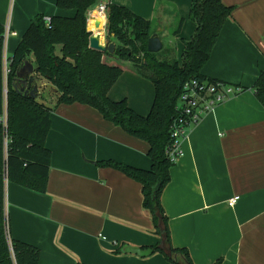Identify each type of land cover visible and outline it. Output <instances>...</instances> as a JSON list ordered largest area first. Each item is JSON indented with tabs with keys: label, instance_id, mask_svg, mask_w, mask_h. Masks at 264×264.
I'll list each match as a JSON object with an SVG mask.
<instances>
[{
	"label": "crops",
	"instance_id": "crops-1",
	"mask_svg": "<svg viewBox=\"0 0 264 264\" xmlns=\"http://www.w3.org/2000/svg\"><path fill=\"white\" fill-rule=\"evenodd\" d=\"M101 1L151 20L172 52L167 50L169 59L182 61L183 41L191 39L196 29L190 18L192 0ZM56 2L0 0V21L17 32L7 43L11 56L39 14L74 15V10L60 9ZM223 2L233 12L202 73L242 90L189 127L162 204L173 246L187 247L196 264L219 259L221 264H264V106L253 90L264 68V0ZM180 18H184L181 32L174 34ZM113 42L117 46L118 41ZM103 59L123 69L110 97L127 98L131 107L147 115L155 97L153 82L114 53L106 51ZM36 75L37 98L53 106L46 139L51 166L45 192L7 181L11 237L36 246L39 264H175L159 251L148 256L123 251L127 245L152 248L161 236L143 205L142 184L99 164L111 159L150 168L149 143L90 105L56 104L55 86ZM234 196L239 199L230 205Z\"/></svg>",
	"mask_w": 264,
	"mask_h": 264
},
{
	"label": "trees",
	"instance_id": "trees-1",
	"mask_svg": "<svg viewBox=\"0 0 264 264\" xmlns=\"http://www.w3.org/2000/svg\"><path fill=\"white\" fill-rule=\"evenodd\" d=\"M100 1L57 0L60 9L74 10V15L49 16L48 22L44 14H39L12 55L6 125L1 120L2 96L0 100V264L40 262L36 246L11 237L6 212L7 181L45 192L51 166L52 152L46 139L53 106L42 99L26 97L14 88L16 73L27 60L35 63L39 76L58 89L56 104L79 102L90 105L105 119L149 143L150 168L111 159L99 164L119 169L142 184L143 205L151 213L156 233L161 236L159 244L150 247L175 264H196L187 247H175L171 241L169 220L162 204V193L171 181V168L176 163L168 151L174 142L173 123L185 82L217 80L205 77L202 69L225 22L232 15L233 7L223 0L191 1L190 18L196 23V29L191 39L183 41L180 62L166 57L170 50L165 45L159 52L148 51V40L156 32L151 20L125 6L107 2L106 39L118 41L114 54L131 61L136 71L155 86L151 110L143 115L131 107L127 98L115 100L110 97L109 92L123 69L105 62L106 52L90 47L89 12ZM183 22L184 18H180L174 34L181 32ZM3 32L4 25L0 21V50ZM253 90L264 106V68ZM221 262L219 259L213 264Z\"/></svg>",
	"mask_w": 264,
	"mask_h": 264
},
{
	"label": "built area",
	"instance_id": "built-area-1",
	"mask_svg": "<svg viewBox=\"0 0 264 264\" xmlns=\"http://www.w3.org/2000/svg\"><path fill=\"white\" fill-rule=\"evenodd\" d=\"M97 7L104 11L107 18V2L101 1ZM46 20L49 22L50 18L46 17ZM105 27H107V24H105ZM15 34L17 32L12 31L9 24L4 26L1 50V96L3 103L1 120L4 125L7 123L9 78L12 72V56L7 50V43L10 36ZM241 90V87L219 79L216 81L192 79L185 82L184 92L177 106V117L173 123L172 136L174 142L170 145L168 151L174 162H177L183 154L182 141L186 137L189 127L197 124L207 113L214 111L218 105ZM238 199L239 196L232 197L229 204L234 205Z\"/></svg>",
	"mask_w": 264,
	"mask_h": 264
},
{
	"label": "water",
	"instance_id": "water-1",
	"mask_svg": "<svg viewBox=\"0 0 264 264\" xmlns=\"http://www.w3.org/2000/svg\"><path fill=\"white\" fill-rule=\"evenodd\" d=\"M90 14V12H89ZM107 24V22H106ZM96 27L101 25L100 21H96ZM90 30V29H89ZM90 36V47L102 52H110L114 53L116 44L115 42H110L106 39V34H98L94 33L93 30ZM106 31H104L105 33ZM164 44L159 35V33L155 32L151 35L148 40V51L150 52H159L163 49ZM37 68L34 67V64L27 60L24 65L17 71L15 76V90L29 98L36 99L39 95V77L36 75ZM54 91L57 93L58 89L55 87ZM123 251L126 253H133L139 256H148L153 253V248H143L140 246H130L127 245L123 248Z\"/></svg>",
	"mask_w": 264,
	"mask_h": 264
},
{
	"label": "bare ground",
	"instance_id": "bare-ground-1",
	"mask_svg": "<svg viewBox=\"0 0 264 264\" xmlns=\"http://www.w3.org/2000/svg\"><path fill=\"white\" fill-rule=\"evenodd\" d=\"M96 21H100L101 25L99 27H96L95 25ZM106 22H107V18L103 10L98 8L91 11L90 27L94 31V33L98 34L99 32H102L101 34L103 35Z\"/></svg>",
	"mask_w": 264,
	"mask_h": 264
},
{
	"label": "rangeland",
	"instance_id": "rangeland-1",
	"mask_svg": "<svg viewBox=\"0 0 264 264\" xmlns=\"http://www.w3.org/2000/svg\"><path fill=\"white\" fill-rule=\"evenodd\" d=\"M94 9H98V7L94 8ZM94 9H93V10H94ZM88 26H89V29L92 30L91 27H90V18H89V20H88ZM104 28H105V27H104ZM93 32H94V31H93ZM103 34H106V33L103 32ZM173 50H174V49H173ZM170 52H171V51H170ZM168 53H169V52H168ZM171 53H172V52H171ZM171 53H170V55H171ZM166 57H167V58H170L169 54H168Z\"/></svg>",
	"mask_w": 264,
	"mask_h": 264
}]
</instances>
